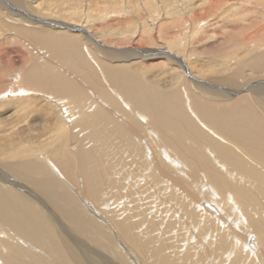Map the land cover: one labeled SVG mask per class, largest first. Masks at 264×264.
Segmentation results:
<instances>
[{"label": "bare ground", "instance_id": "bare-ground-1", "mask_svg": "<svg viewBox=\"0 0 264 264\" xmlns=\"http://www.w3.org/2000/svg\"><path fill=\"white\" fill-rule=\"evenodd\" d=\"M35 1L0 0V31L5 32H0V42L15 41L19 34L39 50L35 62L15 77L17 82L11 80L12 87L0 99L18 98L13 109L28 117L36 111L29 99L41 100V120L56 125V131L42 133L50 141L43 150L34 152L33 147L31 153V147H21L8 157L15 164L7 158L0 164L8 169L0 170V264H118L113 259L125 264H264V0H200V9L192 6L184 15L175 13L177 4L170 5L171 0H142L145 8L138 5L126 13L114 9L112 0L110 12L97 11L102 7L98 3L87 9L92 19L100 17L99 24L103 13H110L108 19L120 22L122 29L132 24L133 12L145 11L142 16L150 23L141 15L135 22L150 27L149 36H131L145 46L141 56L138 50L128 56L108 41L98 43L79 24L84 18L90 22L83 0H47L43 5L39 0L34 6ZM108 1L102 3L110 5ZM174 1L184 5L193 0ZM220 25L218 32L214 27ZM165 35L172 37L160 42L168 46L166 55L150 47ZM197 36V45L205 40L215 46L184 54L199 55L191 64L178 55H183L179 48ZM201 48L212 51L205 61L197 53ZM143 57L163 61L159 69L174 66L169 60L186 67L189 84L184 76L174 78L172 91L157 90V81L144 84L151 68L140 62L133 70L125 66ZM197 61L204 66H196ZM245 85L244 94L229 99ZM217 100L218 105L209 104ZM78 131L81 136H75L74 144H82L81 151L61 138ZM87 139L97 148L89 149ZM46 151L50 157L40 156ZM133 168L143 173L132 179ZM160 186L164 190L158 197L170 199L163 202L170 214L145 204V192L157 193ZM194 190L202 192L196 195ZM104 192L125 195L124 201L134 192L133 209L109 207ZM23 197L32 201V208ZM179 230L181 247L173 250L166 239L177 240ZM14 233L28 248L13 239Z\"/></svg>", "mask_w": 264, "mask_h": 264}, {"label": "rangeland", "instance_id": "rangeland-1", "mask_svg": "<svg viewBox=\"0 0 264 264\" xmlns=\"http://www.w3.org/2000/svg\"><path fill=\"white\" fill-rule=\"evenodd\" d=\"M11 2L12 4H13V1H16V0H7V2ZM18 1H24V2H31V1H35V0H18ZM36 1H37V3H36ZM35 1V3L33 4L34 6L36 5V4H38V3H41L42 1V5L46 2L47 3V0H36ZM57 1H66V2H68V1H71V0H57ZM72 1H74V0H72ZM91 2L90 4H89V2ZM93 1H95V0H83V1H81L82 2V5H83V11H84V13H85V17H87V16H90V22H85L84 20L86 19V18H84V20H82L81 21V23H79V24H82L85 28H88L90 31H91V33L92 34H94L95 35V40L96 41H98V43H100L101 45H103L101 42H104V41H108L109 42V45L112 43V45L114 46V48L115 49H118V50H120V51H125V53L126 54H128V56H130V54L131 53H133V52H136L137 50V52H139L138 54H140V55H137V56H141L142 55V49L141 48H144L145 46H143V44L140 42V43H135L134 42V40L132 41V39H131V36H132V33H133V37H135L136 35H138V34H140V32H142V34H144L145 36H149V30H147L148 28H150V27H146V24L144 23L143 25H141V27H140V21H137V23L135 22L136 20L135 19H137V20H139L138 19V16H140L141 14L140 13H137V12H133V14L132 15H130V13L131 12H129V13H127L128 15H130V16H133V17H130V20L132 21V24H128L130 27H131V29H130V27H129V30H128V25L126 26V27H124L123 29L122 28H120L121 26H120V22H118L117 20V22L116 21H114V22H112L111 20H113L112 18H111V20H109L108 19V17L109 16H106V15H109L110 13H106V12H104L103 13V16H105L104 18H103V20H102V22L99 24V22L97 21V19H99V18H96L95 20L94 19H92L91 18V16L93 15V13L92 12H88V14H87V9L88 10H90V9H92V7H94V6H96L97 4H95V3H98V5L99 6H102V7H100V8H98L97 9V11H99V12H102V11H105V10H107V12H110V10L111 9H113V7H112V3H111V1H108V0H96L95 2H93ZM103 1H108L109 3H110V5L109 4H103L102 2ZM113 1V4H118V1H120V2H122V4L120 3V4H118V7H117V4L116 5H113V6H115V8L114 9H117V10H119V12H121V11H123L122 13H124V11L126 10V11H129V9H130V11H131V8H132V11H133V9H134V7L136 8L138 5L141 7V8H145V6H141V4H142V0H112ZM127 4H125L124 2ZM126 1H128V2H126ZM93 2V3H92ZM157 3H158V1H156ZM160 2H162V1H160ZM173 2V6H176V4H177V10L175 9V13L176 14H178V12H180V13H182L183 12V15L184 14H186V12L187 11H190L191 9H194V8H196L197 7V10L198 9H200L201 8V5L199 4V3H201V1L199 0H193V1H189L190 3H186V4H181V3H179V2H177V3H175V1L174 0H171V1H168V3L170 4V5H172L171 3ZM129 3V4H128ZM136 5H135V4ZM156 3V4H157ZM131 4V5H130ZM134 4V5H133ZM179 4V5H178ZM41 5V6H42ZM120 5V6H119ZM129 5V6H128ZM77 5H74L73 7L75 8ZM131 6V7H130ZM192 6H194V8H191ZM129 7V8H128ZM139 8V7H138ZM86 9V10H85ZM95 9V8H94ZM123 9V10H122ZM137 9V8H136ZM187 9V10H186ZM4 11H6V10H4ZM126 11H125V13H126ZM3 12V11H2ZM1 12V10H0V13H2ZM118 12V13H119ZM140 12H142L141 11V9H140ZM95 13V12H94ZM97 13V12H96ZM84 15V14H83ZM87 15V16H86ZM142 15H145V16H147L146 15V12L145 11H143L142 12ZM141 15V18L142 17H144V21L145 22H148V23H150V21L151 20H147L148 18H146L145 16H142ZM0 16H1V14H0ZM2 17V16H1ZM123 16H121V18H122ZM135 17V18H134ZM149 17V16H148ZM187 18H190V17H188V16H186ZM120 18V19H121ZM83 19V18H82ZM181 19H183V20H187V21H189L188 23H190V20L189 19H186L185 17H182L181 16ZM108 20V21H107ZM210 23H215L216 21H213L214 20V18H209V19H207ZM109 24V25H108ZM136 24V25H135ZM139 24V25H138ZM117 25V26H116ZM150 25V24H149ZM158 25H159V23H158ZM80 26V25H79ZM221 26V27H220ZM219 27L218 26H215L214 27V29H217V31L219 32V30L221 29L222 30V28H223V26L224 25H220ZM146 27V28H145ZM78 28H80V27H78ZM138 28H140V29H138ZM144 28V29H143ZM218 28H220V29H218ZM141 29H142V31H141ZM210 29L211 28H209V32H210ZM76 30V29H75ZM123 30H124V32H123ZM127 32H126V31ZM146 30V31H145ZM79 30H76V32H78ZM138 31V32H137ZM145 31V32H144ZM1 33H5L4 31H0ZM110 32V33H109ZM136 32V33H135ZM148 32V33H147ZM228 32V31H227ZM124 34V35H123ZM135 35V36H134ZM189 35V34H188ZM187 35V36H188ZM168 38V39H166V38ZM189 37H190V35H189ZM198 37H200V36H197L196 37V39L194 38L191 42H190V40H189V38L187 39V43L189 44H186V46L184 47H177L176 49H180V51H181V49L183 50V55H182V53L181 54H178V55H180L181 57H183V59L184 60H186L187 58L188 59H190V60H188V62H190L191 64L193 63L194 64V61H195V58H197L199 55L197 54V53H199V54H203V55H201V58H202V60H207L208 58H210V55L209 54H211V52L212 51H208L207 49H203V48H201L202 49V51H204V52H202V51H197V55H194V56H192V57H190V56H185L184 54H187L189 51H191V50H193L194 48H197V47H203L204 45V47H208V46H213L214 45V43L213 42H208V41H203V42H199V44L197 45L196 43H197V40L199 39ZM217 37V36H216ZM218 37H219V35H218ZM18 38V39H17ZM170 38H172V37H170V36H157L155 39H154V46H150V47H153V48H155L156 47V49H153L154 51L155 50H157L158 51V53L159 52H164V54L166 55V50H167V48H168V46H162V45H160V42L161 43H165V41L164 40H169ZM14 39H15V41H12V40H9V39H7V40H5V41H3V42H0V93L1 92H4L7 88H11L12 87V82H11V80H13V82H17V79H15V77H17L18 75L19 76H23V73L25 72V70L27 69V67L28 66H30L33 62H35V60L37 59V56L35 55L36 54V52H38L39 50L38 49H34L33 47H32V45L29 43V41H26L25 40V37H23L22 35H15L14 36ZM156 40V41H155ZM157 40H158V42H157ZM173 40V39H172ZM5 42V43H4ZM11 42V43H10ZM22 42V43H21ZM123 44H122V43ZM129 42H131V44L130 45H128L127 43H129ZM208 42V43H207ZM21 43V44H20ZM126 44V45H125ZM194 44H196L197 46H195L194 47ZM203 44V45H202ZM207 44V45H206ZM146 45V44H145ZM200 45V46H199ZM104 46V45H103ZM215 46V45H214ZM31 47V48H30ZM146 47H147V45H146ZM128 48V49H127ZM166 48V49H165ZM186 48V49H185ZM132 49H134V50H132ZM159 49V50H158ZM96 51H97V49H96ZM173 51H175V50H172L171 52H173ZM98 52V51H97ZM97 52H96V54H97ZM170 52V55H175L174 54V52L173 53H171ZM192 52V54L194 53V52H196L195 51V49H194V51H191ZM209 53V54H208ZM99 56V55H98ZM185 56V57H184ZM100 57V56H99ZM98 57V58H99ZM35 59V60H34ZM44 59V58H43ZM43 59L41 60L42 62H43ZM141 59H144V60H140V58L139 59H134V61L133 60H129V64H127V65H125L126 66V68L129 70H133V68H136V66L135 65H137V67L138 68H140V64H146V65H142L141 67H143V68H145V67H147V68H151V72H150V70H148V73H146V75H145V80H143L142 82L145 84V83H147V85H150V84H152V83H159V86H158V88H156L157 90L159 89L160 91H165L166 89H171V91L173 90V88H172V85H174V83H175V81L176 80H174V78L175 79H177V77H180V76H184L185 77V83H187V84H189V82H187L188 80H187V78H189V76H188V74L187 73H189V69H187L185 66V68H182V67H179V65H176L175 66V63L173 62V61H171V60H169V62H171V64H173L174 66H165L164 68L162 67L161 69H159L160 67H161V65H160V63H162L163 61H150V60H148L147 59V57H143V58H141ZM157 59H159L158 57H157ZM161 59V58H160ZM31 60V62H29ZM40 60V59H39ZM38 60V61H39ZM139 60V61H138ZM199 60V59H198ZM136 61V62H135ZM148 61V62H147ZM187 61V60H186ZM134 62V63H133ZM138 62H140V64L138 63ZM156 62V63H155ZM188 62H186L187 64H188ZM199 62H200V60H199ZM198 61H197V63H196V66H199V65H202V66H204V62L202 63V64H198L199 63ZM55 63V62H54ZM56 64V63H55ZM138 64H139V66H138ZM156 64V65H155ZM163 64V63H162ZM158 65V66H157ZM189 65L190 64H188V67H189ZM57 66H59L61 69H63V66L62 65H60V64H57ZM57 66H55L54 68H59V67H57ZM123 66V65H122ZM124 66V67H125ZM156 66V67H155ZM179 68H178V67ZM26 67V68H25ZM132 68V69H131ZM142 68V69H143ZM25 69V70H24ZM71 69V68H70ZM183 69V70H182ZM63 70H65V69H63ZM137 70H139V69H137ZM68 71H70L69 69H68ZM161 71V72H160ZM144 72V71H143ZM184 72V73H183ZM141 73V72H140ZM179 74H181V75H179ZM12 75H13V77L14 78H12ZM147 76V77H146ZM176 76V77H175ZM155 77V78H154ZM183 77V78H184ZM3 78V79H2ZM141 78V77H140ZM182 77H181V79L182 80H184ZM148 81V82H147ZM155 81H157V82H155ZM164 81V82H163ZM2 83V84H1ZM150 83V84H149ZM29 88H31L30 86H29ZM230 89V88H229ZM245 89V90H244ZM84 91H85V89H83ZM236 91H238V89L236 90ZM245 91H246V85L245 86H243L242 88H240L239 89V91L237 92V93H232V94H230L229 95V99H231L232 98V96L233 97H236L238 94H240V95H242V94H244L245 93ZM86 92V91H85ZM2 94V93H1ZM86 96L88 97V95H87V93H86ZM231 96V97H230ZM213 98H215V97H213ZM253 98H254V100L257 102V103H259V104H261L262 105V103L258 100V98L257 97H255V96H253ZM27 99H29V98H27ZM234 98H232L231 100H233ZM3 100L4 99H0V106H3L4 105V108H6V110H4V108H0V140H2V141H0V164H1V162L3 161H5L6 160V158L8 159V157H12V154H15V153H17V150L18 149H20L21 147H26V146H28V147H31L32 149H31V153H33V147H34V152L35 151H37V152H39V149H44V147H46V145H47V147L49 146V144H48V141H49V139L47 138V136H48V134H46V135H42V133L44 132V131H47V129H49V131L50 130H52V133L53 132H55L56 131V129H54V128H56V125H54L53 123V125L51 124L50 126L48 125V124H45L46 122H47V119H45V122H43L42 120H41V116H40V109H42V107H41V105H38V102H40L41 100H39V99H29V101H28V104H30V102L32 103V106L34 107L33 109H35L36 111L35 112H33L34 114L31 116V117H28V115H27V113L25 114L24 112H18V110H14L13 109V107H12V103H13V101H17L18 100V98H16V97H14V99L13 98H6L5 100H4V102H3ZM6 100H8V101H6ZM10 100V101H9ZM31 100V101H30ZM32 100H34V101H32ZM219 100H217L216 102H211V103H209V104H211V105H218V102ZM3 102V103H2ZM7 102V103H6ZM11 102V103H10ZM10 103V104H9ZM37 106H38V109H37ZM186 106H184V108H185ZM40 108V109H39ZM53 109V111H54V108H52ZM52 111V112H53ZM14 112V113H13ZM8 113H9V115H8ZM19 113H21V114H19ZM54 114L56 113V112H53ZM53 113H49L50 115H53ZM11 114V115H10ZM36 114H39V116H37ZM45 115V116H48V117H50V115ZM6 115H7V117H6ZM20 117H19V116ZM23 115V116H22ZM3 116V117H2ZM6 118H5V117ZM33 116H35V117H33ZM13 117V118H12ZM23 117V118H22ZM20 118V119H19ZM31 118V119H30ZM4 119H6V121L4 120ZM19 119V120H18ZM55 119V117H53V120ZM12 120H13V122H12ZM24 120V121H23ZM9 122V123H8ZM31 122H33V123H31ZM12 123H14V124H12ZM44 123V124H43ZM16 126V127H15ZM54 126V127H53ZM13 127V128H12ZM11 130H14L13 132L11 131ZM4 131V132H3ZM20 131V132H19ZM59 134H61V133H59ZM9 135V136H8ZM72 137H71V136ZM49 136H51V134H49ZM75 136L76 137H80L81 136V133L78 131L77 133L76 132H74L73 134L72 133H68V135L67 134H65V135H63V137H61V138H64V141H63V144H65L66 145V141L68 140V142H67V146H71V144L73 145V147H75L76 149H79V151H81L80 149V147L82 146L83 147V145L81 144V146H78V145H76L75 146ZM83 137H85V136H83ZM88 137V136H87ZM2 138V139H1ZM60 138V139H61ZM72 138H73V140H72ZM22 140V141H20V140ZM53 139V138H52ZM80 139V138H79ZM10 140V141H9ZM28 142H27V141ZM87 141L88 142H90L89 143V145H90V147H89V149L90 148H92L91 146H93L94 144L89 140V139H87ZM3 142H5L6 144H4ZM50 142V141H49ZM9 143V144H8ZM12 143V144H11ZM19 143H21V144H19ZM91 143H92V145H91ZM26 144V145H25ZM62 144V145H63ZM111 144V143H110ZM25 145V146H24ZM37 145V146H36ZM61 145V144H60ZM96 145V144H95ZM36 147V148H35ZM54 147H56V145L54 144L53 145V148ZM79 147V148H78ZM95 146H93V148H94ZM52 148V149H53ZM85 147H83V149H84ZM92 148V149H93ZM97 147H95V149H96ZM68 149V148H67ZM69 150V149H68ZM78 151V150H77ZM112 151V150H111ZM2 153V154H1ZM66 153V152H65ZM116 153H117V151H116ZM41 155L40 156H45V157H50V152L49 151H46V152H44V154H42V153H40ZM49 156H48V155ZM72 155V154H71ZM98 155V154H97ZM114 155V154H113ZM140 156V155H139ZM35 157V156H34ZM39 160H38V159ZM142 157H140V159H141ZM106 159H107V157H106ZM9 160H11V159H8L7 161L8 162H10ZM35 160H37L36 162H41L42 161V157H40L39 158V156L38 157H36V159ZM132 161V160H131ZM6 162V161H5ZM9 164H15V162L13 161V160H11V162L9 163ZM131 164V163H130ZM4 170V171H6V172H8V169L6 170L4 167H2L1 165H0V170ZM132 170V172H136V173H134V175L132 176V179L133 178H135V176H136V174L137 175H139L138 174V171H140V175L143 173L142 172V169H140L139 170V168H137V170H135L134 168L133 169H131ZM134 170V171H133ZM4 174H6L5 172H3ZM137 177V176H136ZM140 177V176H139ZM18 182V184L20 183V184H22V183H24V181H17ZM15 187V186H14ZM164 187L163 186H160L157 190V193L156 192H145L146 193V195L144 196V201H146L145 202V204H146V206L147 207H150V206H155L156 208H159L160 209V211H159V213H162L163 211H164V214L165 213H169L170 214V212L166 209L167 208V206L166 205H164V203H166V201L168 200H170L168 197H167V200L165 201L164 200V198H162V197H158L161 193V190L163 191L164 189H163ZM11 189L14 191L15 189H17L18 190V188L17 187H15V188H13V187H11ZM28 189H29V191H34L35 193H36V195H40L39 193H38V191L35 189V188H32L30 185H28ZM34 189V190H33ZM161 189V190H160ZM201 189V188H200ZM133 191H135L136 192V190H135V188L134 189H132ZM148 191H149V188L147 189ZM19 192H21V191H19ZM142 192H144V190H141L140 191V193H142ZM194 192H197L196 193V195H199L202 191H195L194 190ZM109 193H111V194H109L108 195V193H105L104 192V195H102V198L104 197V199H105V202H110L108 205H110L109 207H111V206H117V205H119V207L120 206H123V205H125V206H130L132 209H133V207H132V204H135V202H136V196L137 195H135L134 194V192H132L131 194V196L129 197V201H126L127 199V197L125 196V195H120V198H118L119 196L117 195V194H112V192H109ZM139 193V194H140ZM69 194V193H68ZM204 194H206V193H204ZM70 195V194H69ZM106 195H108V196H106ZM40 196H42V194L40 195ZM39 196V197H40ZM110 196V197H109ZM118 196V197H117ZM111 199V200H109V198ZM116 197V198H115ZM131 197H133V202H132V199H131ZM44 198V197H43ZM123 199V200H122ZM124 199H126L125 201H124ZM131 199V200H130ZM207 199H209V198H207ZM23 201H24V203L25 202H28V203H25V205L26 206H28V207H30L31 206V208H32V205H30V203L32 204V201L30 200V199H28V198H25V197H23V199H22ZM158 200V201H157ZM29 201H30V203H29ZM48 204H49V202L47 201V200H45ZM88 201V200H87ZM114 201V202H113ZM120 201V202H119ZM93 207H96V208H98V206L97 205H95V204H93V203H91V201H88ZM124 202V203H123ZM154 202H158L156 205L154 204ZM164 202V203H163ZM131 203V204H130ZM28 204V205H27ZM51 205V204H50ZM160 206H162V207H160ZM113 209V208H112ZM16 212H19V213H21L17 208H16V210H15ZM104 213H105V211H104ZM64 219V218H63ZM65 220V219H64ZM65 223L67 224V225H69V223L65 220ZM5 225H7L6 223H5ZM12 231H14L15 232V230H12ZM16 233V232H15ZM13 234V235H16V234ZM182 232L179 230V231H177V236H176V238H177V240L176 239H170L169 237L166 239V240H168L169 241V244L168 245H170L171 246V244H172V248L171 249H173V250H177V248L178 247H181V241H182V236L180 235ZM88 234V233H87ZM85 234V236H87V239L89 240V241H91L90 239H92L93 240V238L88 234ZM18 236L16 235V236H13V239L18 243V244H20V246L21 247H23V248H26L27 246L23 243V242H21L20 241V239H19V237L17 238ZM179 237V238H178ZM85 238V237H84ZM17 239V240H16ZM19 239V240H18ZM170 240H171V242H170ZM173 241V242H172ZM180 242V243H179ZM174 245H176V246H174ZM28 248V247H27ZM31 253L33 254V255H35L34 253H35V251L33 250V249H31ZM102 254H103V252H101ZM104 255H106L107 256V254H104ZM111 257V255H108V258H110ZM114 260V262L115 263H123V264H125L124 262H122L121 261V259L120 260H118V259H113Z\"/></svg>", "mask_w": 264, "mask_h": 264}]
</instances>
